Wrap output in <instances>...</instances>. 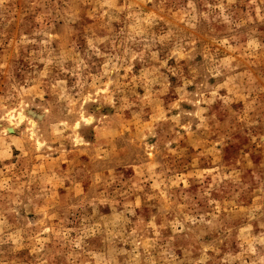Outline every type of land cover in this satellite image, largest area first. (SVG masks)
<instances>
[{
    "label": "rangeland",
    "instance_id": "obj_1",
    "mask_svg": "<svg viewBox=\"0 0 264 264\" xmlns=\"http://www.w3.org/2000/svg\"><path fill=\"white\" fill-rule=\"evenodd\" d=\"M0 264H264V0H0Z\"/></svg>",
    "mask_w": 264,
    "mask_h": 264
}]
</instances>
